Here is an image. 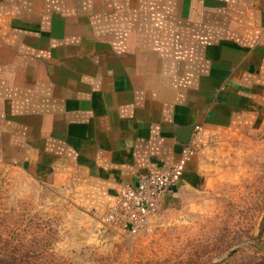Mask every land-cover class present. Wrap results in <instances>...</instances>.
Segmentation results:
<instances>
[{
  "label": "crops",
  "instance_id": "crops-1",
  "mask_svg": "<svg viewBox=\"0 0 264 264\" xmlns=\"http://www.w3.org/2000/svg\"><path fill=\"white\" fill-rule=\"evenodd\" d=\"M263 116L264 0H0V159L95 209L186 146L173 191L212 179Z\"/></svg>",
  "mask_w": 264,
  "mask_h": 264
},
{
  "label": "rangeland",
  "instance_id": "rangeland-1",
  "mask_svg": "<svg viewBox=\"0 0 264 264\" xmlns=\"http://www.w3.org/2000/svg\"><path fill=\"white\" fill-rule=\"evenodd\" d=\"M132 234L62 177L0 159V264H264V116Z\"/></svg>",
  "mask_w": 264,
  "mask_h": 264
},
{
  "label": "built area",
  "instance_id": "built-area-1",
  "mask_svg": "<svg viewBox=\"0 0 264 264\" xmlns=\"http://www.w3.org/2000/svg\"><path fill=\"white\" fill-rule=\"evenodd\" d=\"M192 151L186 146L169 165L140 173L135 182L120 187L102 218L129 233L139 232L164 204L165 196L173 192Z\"/></svg>",
  "mask_w": 264,
  "mask_h": 264
}]
</instances>
